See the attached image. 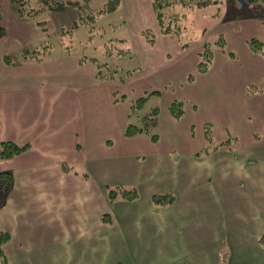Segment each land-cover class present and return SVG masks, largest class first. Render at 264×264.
<instances>
[{
	"label": "crops",
	"instance_id": "obj_1",
	"mask_svg": "<svg viewBox=\"0 0 264 264\" xmlns=\"http://www.w3.org/2000/svg\"><path fill=\"white\" fill-rule=\"evenodd\" d=\"M8 1L0 0V142L28 145L19 156L0 161V173L13 176L0 206L10 263L264 264L257 242L264 234V92L247 90L263 86L264 57L251 52L247 40L264 44V19L242 22L250 38L236 31L238 21L220 34L226 47L213 51L209 70L191 71L193 82L186 78L183 117L174 119L169 105L160 109L158 140L152 142L144 134L124 136L130 103L119 89L130 78L122 84L97 80L93 67L75 55L4 64V41L17 48L31 35L39 39L44 28L10 10L3 19ZM120 10L125 26L135 19L137 32L150 28L155 35L153 45L146 42V65L164 70L189 55L176 37L161 36L149 0H120L115 12ZM229 38L240 43V57ZM159 44L178 56L171 59ZM206 123L216 142L230 143L203 156L198 154ZM62 164L77 174L63 172ZM133 185L136 200L109 201L108 188ZM158 194L175 200L156 206L152 196ZM259 222L263 226L254 230Z\"/></svg>",
	"mask_w": 264,
	"mask_h": 264
},
{
	"label": "rangeland",
	"instance_id": "obj_2",
	"mask_svg": "<svg viewBox=\"0 0 264 264\" xmlns=\"http://www.w3.org/2000/svg\"><path fill=\"white\" fill-rule=\"evenodd\" d=\"M22 1L25 9L40 10L39 15L34 20H37V24L44 26V28L41 29L42 34L39 39L32 41L35 37L31 35L30 42H25L17 48H13L9 41H4L2 45L9 47L5 55L10 57L12 62L21 63L23 52L31 51L42 45V47L47 46L49 50L43 61L53 60L68 54L77 57L85 56L88 59L95 58L100 63H105L110 71L114 70L113 72L122 80L125 81L127 78L128 81L130 78L127 85L119 89L120 93L125 95L121 96L126 98L129 103L141 96L149 95L148 101L139 111L138 120L149 115L155 107L160 111V109H166L172 101L186 97L188 93L186 78L193 75L191 71L195 70L197 55L194 52L202 42L204 31L208 34L204 41L214 40L220 34L225 36L226 30H230L232 27L235 29L236 25L233 22L238 21L240 24L238 23L236 31L250 38L251 35L249 36V34L252 31L250 28H245L242 22L251 19V17L264 19V2L258 0H223L222 5L219 6L189 11L185 20L186 28L179 38L187 45V48H182L177 42V38L174 40L182 50L186 51L189 48V55L184 61L181 57L174 61L175 63L171 67L162 70L155 69L154 65H149V62H146L147 65L145 64L146 48H150V46L141 35L143 30L141 32L135 30L140 21L130 19L131 22L127 21V26H125V19H122L124 11L122 10L103 14L95 18L93 23L83 22L82 24L83 19L88 21L89 15L95 13L100 6L83 0ZM3 7V19H8L5 10H10L16 14L10 0ZM118 39L124 41L118 42L116 41ZM229 42L234 43L236 46L234 52L240 57V43L232 40V38H229ZM106 45L113 47L111 55L107 54ZM158 49H163L164 52L170 54L171 59L178 56V51L169 45L159 44ZM217 49L214 47V50ZM118 50H127V54H117L116 51ZM164 55L167 57L166 54ZM192 56L193 59H190ZM252 68L259 69L255 66ZM127 72H130L131 75L127 76ZM116 82L120 83L118 80ZM153 92L156 93L151 94ZM131 120L136 122L137 117H132ZM133 187L137 189L135 185L129 188ZM260 220L264 222L263 218ZM262 226L263 223L259 222L258 227H253V229L259 230Z\"/></svg>",
	"mask_w": 264,
	"mask_h": 264
},
{
	"label": "trees",
	"instance_id": "obj_3",
	"mask_svg": "<svg viewBox=\"0 0 264 264\" xmlns=\"http://www.w3.org/2000/svg\"><path fill=\"white\" fill-rule=\"evenodd\" d=\"M87 2L88 0H83ZM259 2H264V0H258ZM11 4L14 6L17 16L20 19H36L39 15L40 10H27L24 8V3L22 0H10ZM151 10L155 17L159 33L162 36H172L177 38V42L182 46V48H187V45L184 44L179 38L182 35L183 31L186 28L185 20L189 11L205 9L211 6L222 5L223 0H149ZM120 5V0H108L102 4L99 9L89 15L88 21L84 20L81 22L93 23L99 16L103 14L114 13ZM41 24V23H39ZM4 35V30L0 28V37ZM141 35L144 37L146 42L150 45L155 43V35L149 29H145L141 32ZM118 42L124 41L123 39L116 40ZM247 46L249 50L255 54H258L261 57H264V44L257 38H250L247 40ZM214 47H217L221 50H224L226 47V41L222 35H218L214 40H206L202 44L200 52L197 54L198 61L196 64L197 73H205L209 70L212 61H213V51ZM107 54L111 55L113 47L106 45ZM49 52L47 46H39L31 51H25L22 54L24 63L26 62H42L44 56ZM117 54H127V50H118ZM68 54V53H67ZM70 55V54H68ZM81 64L89 63L94 70V77L97 80L104 81H119L124 83V80L118 77V75L113 72L114 70H109L105 63H100L95 58H86L85 56L78 57ZM4 64L8 66L15 65L14 62L7 55L3 56ZM131 73L127 72V76H130ZM189 82L194 81V76L189 75L187 77ZM247 90L250 93L264 92V79L263 86L256 87L254 85H249ZM153 92L151 94H155ZM149 99V95H144L137 98L134 101H131L129 107V121L124 130L125 137H133L137 135H147L152 142L158 140V134L155 133V123L156 118L159 113L157 107L153 108L150 111L149 115L143 116L138 120L139 111L143 109V106ZM170 115L174 119H180L185 113L184 103L181 100H174L169 104L168 107ZM132 117H137L136 122H132ZM204 137H205V146L200 151L198 155H209L220 149L222 146L227 145L230 141H225L222 143L216 142L213 134V127L210 123H206L204 126ZM28 149L27 144H18L12 141H3L0 142V161L8 160L19 156ZM61 170L65 173H74L77 174L73 167L67 164L61 165ZM82 178H88V175L84 173ZM13 184V176L9 172L0 173V206L3 202L5 196L11 190ZM107 196L110 202L116 200H125V201H134L138 198V191L136 188H123V187H111L107 189ZM175 198L172 194H158L152 196V202L156 206H169L174 202ZM103 222L110 223L108 215L102 216ZM9 240V235L6 232H0V264H11L7 256L4 253V245ZM258 244L264 248V234L260 235L257 239Z\"/></svg>",
	"mask_w": 264,
	"mask_h": 264
}]
</instances>
